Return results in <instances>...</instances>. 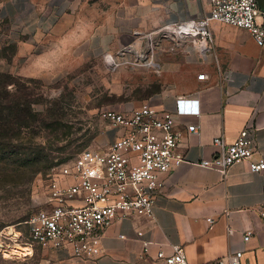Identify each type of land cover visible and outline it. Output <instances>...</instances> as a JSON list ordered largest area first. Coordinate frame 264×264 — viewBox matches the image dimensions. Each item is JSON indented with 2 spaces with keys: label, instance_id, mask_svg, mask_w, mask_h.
Listing matches in <instances>:
<instances>
[{
  "label": "crops",
  "instance_id": "crops-1",
  "mask_svg": "<svg viewBox=\"0 0 264 264\" xmlns=\"http://www.w3.org/2000/svg\"><path fill=\"white\" fill-rule=\"evenodd\" d=\"M210 10L209 0H0L5 44L17 49L11 60H28L13 67L19 76L56 75L85 58L133 59L153 42L152 59L174 77L150 104L175 114L188 159L165 176L152 216L130 215L106 230L98 258L43 248L42 258L29 264H151L158 251L170 254L177 244L191 264L237 249L244 250L242 264H264V167L250 169L252 161H264V46L249 31L217 21L208 24L211 37L203 47L158 31L169 22L202 19ZM129 45L134 51L122 56ZM187 124L199 131L189 133ZM246 127L255 129L253 157L226 174L194 164L216 155L215 137L231 143ZM115 137L109 126L106 147ZM246 231H252L247 243ZM144 241L151 244L145 248Z\"/></svg>",
  "mask_w": 264,
  "mask_h": 264
},
{
  "label": "built area",
  "instance_id": "built-area-1",
  "mask_svg": "<svg viewBox=\"0 0 264 264\" xmlns=\"http://www.w3.org/2000/svg\"><path fill=\"white\" fill-rule=\"evenodd\" d=\"M211 10L202 19L169 22L160 27V33L169 35L177 43L193 42L203 47L211 37L207 29L217 21L249 31L258 45L264 46V4L260 0H209ZM151 43V42H150ZM153 47V44L150 45ZM149 46V47H150ZM134 51L125 47L120 54ZM131 66L146 65V52L118 63ZM149 64H155L151 59ZM200 74L199 79H204ZM115 139L104 149L88 148L74 159L70 170L56 177L49 185L44 208L26 220L31 249L33 245L45 249L68 250L83 259H96L102 252V238L116 221L130 215L152 216L155 202L165 186V176L188 162L181 149L184 131L178 127L175 114L158 110L144 102L129 111L108 110L104 113ZM189 133H197L199 126L185 125ZM218 149L212 158L194 164L217 169L226 174L235 163L253 157L255 129H242L237 138L228 143L224 136L213 139ZM263 160L252 161L250 169L260 172ZM210 223L215 219L208 218ZM232 233V229H229ZM138 234L141 236L142 231ZM246 231L244 242L251 239ZM121 237H125L122 235ZM151 241H144L148 247ZM243 249H237L206 264H242ZM151 264H191L182 245H173V252L158 251Z\"/></svg>",
  "mask_w": 264,
  "mask_h": 264
},
{
  "label": "rangeland",
  "instance_id": "rangeland-1",
  "mask_svg": "<svg viewBox=\"0 0 264 264\" xmlns=\"http://www.w3.org/2000/svg\"><path fill=\"white\" fill-rule=\"evenodd\" d=\"M5 30L1 25L0 92L9 91L32 112L26 126L17 124L0 146V264H29L42 258L43 248L33 245L25 254L16 247L30 246L26 220L45 207L52 180L66 174L81 151L106 147V111L151 103L174 76L155 60L149 64L155 46L149 41L146 65L124 64L122 58L112 67L107 58H85L56 75L19 76L13 67L23 68L28 60H11L17 49L5 44Z\"/></svg>",
  "mask_w": 264,
  "mask_h": 264
},
{
  "label": "trees",
  "instance_id": "trees-1",
  "mask_svg": "<svg viewBox=\"0 0 264 264\" xmlns=\"http://www.w3.org/2000/svg\"><path fill=\"white\" fill-rule=\"evenodd\" d=\"M2 76L4 75L0 74ZM21 105V102H16L11 97L9 91L0 92V146L14 136L12 132L17 124L26 126L32 110Z\"/></svg>",
  "mask_w": 264,
  "mask_h": 264
},
{
  "label": "bare ground",
  "instance_id": "bare-ground-1",
  "mask_svg": "<svg viewBox=\"0 0 264 264\" xmlns=\"http://www.w3.org/2000/svg\"><path fill=\"white\" fill-rule=\"evenodd\" d=\"M108 62H109V63H113V62H114V59L109 60ZM16 248H17L21 253H22V252H25V254H26L27 251H30V250H31L30 247H25V248H24V247H22V246H18V247H16ZM27 248H28V249H27ZM20 252H19V253H20ZM21 253H20V254H21Z\"/></svg>",
  "mask_w": 264,
  "mask_h": 264
},
{
  "label": "clouds",
  "instance_id": "clouds-1",
  "mask_svg": "<svg viewBox=\"0 0 264 264\" xmlns=\"http://www.w3.org/2000/svg\"><path fill=\"white\" fill-rule=\"evenodd\" d=\"M39 61H40V58H38L37 63H39Z\"/></svg>",
  "mask_w": 264,
  "mask_h": 264
}]
</instances>
